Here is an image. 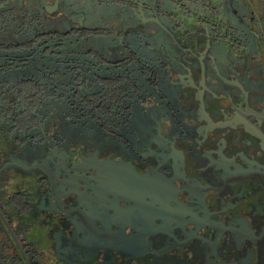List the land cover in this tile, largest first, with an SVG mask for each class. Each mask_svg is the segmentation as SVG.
Instances as JSON below:
<instances>
[{
  "label": "flooded vegetation",
  "instance_id": "af4514ba",
  "mask_svg": "<svg viewBox=\"0 0 264 264\" xmlns=\"http://www.w3.org/2000/svg\"><path fill=\"white\" fill-rule=\"evenodd\" d=\"M43 7L91 49L70 61L84 114L36 116L37 153L0 157V182L24 184L7 198L0 184L24 249L40 264H264V0Z\"/></svg>",
  "mask_w": 264,
  "mask_h": 264
},
{
  "label": "trees",
  "instance_id": "16d2710c",
  "mask_svg": "<svg viewBox=\"0 0 264 264\" xmlns=\"http://www.w3.org/2000/svg\"><path fill=\"white\" fill-rule=\"evenodd\" d=\"M36 3L38 11L31 9ZM43 4L44 0H0V146H10L9 151L17 148L24 155L38 151L28 143L38 132L36 116L47 128L56 115H82L85 108L69 101L82 100L85 93L79 89L82 81L71 89L73 79L85 73L83 64L72 70L70 61L72 52L91 49L90 44L72 39V33L85 34L81 28L76 32L68 26L45 31L44 24L53 16ZM70 123L76 129L83 126L75 119ZM11 230L18 240L19 235ZM20 246L24 255L0 217V264H40L37 252Z\"/></svg>",
  "mask_w": 264,
  "mask_h": 264
},
{
  "label": "rangeland",
  "instance_id": "374dc122",
  "mask_svg": "<svg viewBox=\"0 0 264 264\" xmlns=\"http://www.w3.org/2000/svg\"><path fill=\"white\" fill-rule=\"evenodd\" d=\"M31 9L32 10H35L36 9V11L40 10L39 7H38V3H36V5H34V7H32ZM63 28H64V25L61 22L59 23L58 20L56 19V17L55 18L53 17L52 19H49L44 24V27H43V29L45 31L56 30V29H63ZM91 45L92 46H98L100 44H99V42H92ZM9 147L10 146H0V157H1V155L3 153L7 152V150H8ZM10 173L11 174H7L10 177V179H12L13 177H15V176H13L12 172H10ZM0 184H1V186L4 187V191L5 192H3V193L5 194L6 198L9 197V195H11L12 192H14V191H20L21 192L24 189L23 182H0ZM18 235H19V239H21V237H22L21 235L22 234L20 232H18ZM34 236L35 235L32 234L29 237V240L30 239L31 240H34V239H32V238H34ZM38 252H43L44 253V256L45 255L46 256H49V252L47 250H43V249L41 250L40 249ZM46 256H45V258H47ZM38 261L40 262L41 260H38ZM57 264H61V263H57ZM116 264H121V263H116ZM125 264H148V259L143 258L141 260L128 261Z\"/></svg>",
  "mask_w": 264,
  "mask_h": 264
},
{
  "label": "water",
  "instance_id": "95a60500",
  "mask_svg": "<svg viewBox=\"0 0 264 264\" xmlns=\"http://www.w3.org/2000/svg\"><path fill=\"white\" fill-rule=\"evenodd\" d=\"M0 217H1L2 220H4V222H5L6 226H7V228H9V230L11 231V234H12V236H13V238H14V241H15L16 245L18 246V248H19L21 254L24 255L23 250H22V248H21V246H20V243H19V241H18L17 238H16V235L12 232L10 226H9L8 223L5 221V218L3 217L1 211H0Z\"/></svg>",
  "mask_w": 264,
  "mask_h": 264
}]
</instances>
